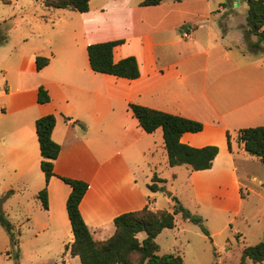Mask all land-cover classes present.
Listing matches in <instances>:
<instances>
[{
    "label": "crops",
    "instance_id": "obj_1",
    "mask_svg": "<svg viewBox=\"0 0 264 264\" xmlns=\"http://www.w3.org/2000/svg\"><path fill=\"white\" fill-rule=\"evenodd\" d=\"M141 2L90 0L87 12L68 10L79 15L69 14L60 32L39 33L43 46L15 54L12 80H0V177L10 181L5 189L29 190L27 220L37 230L68 229L69 243L73 240L66 212L70 187L52 177L47 183L46 210L37 198L45 178L35 121L45 115L55 118L51 139L60 147L54 173L88 184L79 211L95 241L114 234L113 220L121 214L146 207L172 212L173 197L182 205L174 192L166 197V191L148 189L153 175L164 181L159 187L166 181L157 175L162 162L168 165L163 134L161 128L146 133L130 111V103L200 122L202 130L183 133L180 142L194 148H218L210 169L170 167L185 168L196 213L206 218L207 212L208 220L220 218L216 223L224 224L223 231L238 217L243 203L238 163L255 157L242 144L234 146L231 132L237 137L239 129L264 125V86L257 87L255 80L264 76V57L244 50V16L241 19L238 11L226 12L221 3L212 11L210 0H163L152 6H141ZM106 12H123L128 22L99 25ZM224 12L229 14L227 32L222 36L213 18ZM185 23L188 27L180 29ZM54 38L58 42L52 43ZM106 41H122L113 49V61L133 56L138 78L129 80L90 69L87 46ZM249 41L255 42L252 35ZM36 57L48 59L39 71ZM39 87L49 96L44 104L37 102ZM168 172L171 181L178 179L176 171ZM162 200L165 207L157 206ZM41 211L47 216L38 221ZM176 215L183 219L175 214L174 227L155 238L158 255V238L177 227ZM229 229L233 234L230 224ZM263 239L264 234L255 244ZM65 252L71 260L78 258Z\"/></svg>",
    "mask_w": 264,
    "mask_h": 264
},
{
    "label": "trees",
    "instance_id": "obj_2",
    "mask_svg": "<svg viewBox=\"0 0 264 264\" xmlns=\"http://www.w3.org/2000/svg\"><path fill=\"white\" fill-rule=\"evenodd\" d=\"M7 3L6 0H3ZM90 0H43L46 8L67 9L84 13L88 11ZM163 0H142L141 6L158 5ZM178 1V0H176ZM247 6L244 41L252 51L260 52L261 42H264V0H236ZM221 6L225 7L224 4ZM229 13L223 14L218 22L222 36L227 32V25L221 19ZM256 37L255 42L249 41V36ZM122 41H106L93 43L87 46L88 62L90 69L96 73L108 74L119 78L133 80L138 78L139 70L136 59L133 56L125 57L117 62L113 61L112 52L115 46ZM249 49V50H250ZM36 70H41L47 65L48 59L36 57ZM49 101L47 91L39 87L37 102L44 104ZM140 127L146 133H152L161 128L164 147L167 154V163L170 167L185 165L192 171L210 169L212 162L218 153L216 146H204L194 148L180 142L183 133H196L202 130V124L194 120L177 115L150 109L144 106L130 103L128 105ZM55 126L53 115L42 116L35 121V132L40 151V169L44 174L45 186L41 189L37 198L43 209H47V183L50 178L57 177L70 187V193L66 199V212L70 222L73 240L65 246L72 257H78L80 264H185L179 255H158L156 236L164 229H172L175 225V214L197 225L205 236L209 237L208 230L203 225L202 218L191 214L176 198H172L174 206L172 212L165 210L152 211L148 207L138 212L124 213L113 220L114 234L105 241H95L84 223L79 204L82 200L88 184L79 179L58 176L53 171V162L57 158L60 147L51 139V133ZM237 141L242 144L244 151L254 156L264 165V126L239 129ZM163 180L152 176L148 188L152 192L162 189L159 183ZM0 199V226L7 232L10 243L17 244L13 231V225L6 219ZM145 233L146 237L139 242L136 235ZM18 255H16L17 257ZM253 264L264 261V239L253 246H245L237 264ZM220 264V263H213ZM224 264V263H221Z\"/></svg>",
    "mask_w": 264,
    "mask_h": 264
},
{
    "label": "rangeland",
    "instance_id": "obj_3",
    "mask_svg": "<svg viewBox=\"0 0 264 264\" xmlns=\"http://www.w3.org/2000/svg\"><path fill=\"white\" fill-rule=\"evenodd\" d=\"M6 1L7 3H4L3 0H0V80L5 77L11 81L15 54H20L24 48L42 47L43 42H40L42 38H38L39 33L46 30L60 32L68 22L69 14H79L68 10L46 8L43 6V0ZM220 3L225 5L226 12L238 11L241 14L239 17L242 19L244 16L245 18L247 10L245 3L238 2L237 5L232 0H210L211 10H217ZM220 18H213V21L219 22ZM221 20L227 24V17ZM111 22L123 24L128 22V18L123 12H106L100 17L99 25ZM188 24L185 23L180 29H186ZM243 27L245 30L246 26ZM252 38L256 41L255 36L252 35ZM25 39L28 40L26 44L24 43ZM56 42L58 39H52V43ZM261 44H263V49L260 52H255L245 42L244 50L258 58L264 57V42ZM255 80L257 87L258 85L259 88L264 86L263 75ZM1 101L3 100L0 99ZM262 104L264 105V99H262ZM231 137L234 146L237 145V137L233 132H231ZM162 163L157 169V175L166 180L161 185V191H166L164 193L166 197L174 192L185 208L193 215L201 217L209 237L202 234L197 225L176 215L177 227L173 231L167 230L158 238V243L161 246L160 255L179 253L185 264H237L243 248L255 245L260 236L262 238L264 234V165L255 158H246L238 163L239 178L243 184L241 192L243 203L238 217L233 218V221L229 223L233 226L232 234L229 224L222 231L224 224L216 223V221L221 222L220 218L208 220L207 212H205L206 218L196 213L197 207L185 168H170L169 165ZM171 169L178 174L176 181L169 179L168 171ZM253 177L255 180L252 179ZM9 182L4 177H0L1 207L6 219L13 225L17 244L10 243L7 232L0 226V264H63L62 262L64 264H80L78 258L71 260L65 252V245L69 243L68 229L67 231L63 229L56 231L50 228L47 231H42L37 230L38 226L33 227L27 220L31 210L29 190L22 191L23 189L18 187L11 189L12 192L7 191L5 186H9ZM150 195L153 194L150 193ZM163 201L165 200L159 202L157 206L165 207ZM231 208L234 210L236 205L233 204ZM46 216V213L41 211L38 221L43 220ZM260 216L261 219H258ZM225 222L227 221L225 220ZM173 236L176 238V242H172ZM137 238L144 239L145 234L139 233ZM16 255L18 256L16 257Z\"/></svg>",
    "mask_w": 264,
    "mask_h": 264
},
{
    "label": "water",
    "instance_id": "obj_4",
    "mask_svg": "<svg viewBox=\"0 0 264 264\" xmlns=\"http://www.w3.org/2000/svg\"><path fill=\"white\" fill-rule=\"evenodd\" d=\"M236 4H238V1H236ZM169 196H170V194H169Z\"/></svg>",
    "mask_w": 264,
    "mask_h": 264
}]
</instances>
